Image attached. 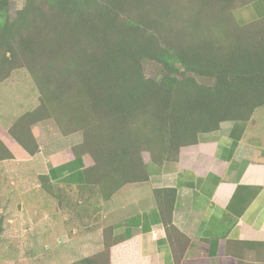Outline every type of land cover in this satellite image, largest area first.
<instances>
[{
  "label": "trees",
  "instance_id": "1",
  "mask_svg": "<svg viewBox=\"0 0 264 264\" xmlns=\"http://www.w3.org/2000/svg\"><path fill=\"white\" fill-rule=\"evenodd\" d=\"M253 1L25 0L12 14V0H0V84L26 71L42 101L12 137L27 148L30 126L50 109L83 131L69 151L94 162L80 187L83 212L94 195L107 200L147 181L149 163L176 161L199 134L264 108V19L243 25L234 15ZM147 61L162 67L159 80L145 76ZM45 179L42 188L61 202L67 191ZM160 204L172 247L186 245L171 224L172 204ZM107 232L100 253L72 264H111Z\"/></svg>",
  "mask_w": 264,
  "mask_h": 264
},
{
  "label": "crops",
  "instance_id": "2",
  "mask_svg": "<svg viewBox=\"0 0 264 264\" xmlns=\"http://www.w3.org/2000/svg\"><path fill=\"white\" fill-rule=\"evenodd\" d=\"M234 15L243 25L264 19V0H254ZM254 117L227 121L217 131L199 134L195 144L180 150L176 161L149 163L145 182L125 185L107 200L94 195L93 207L87 209L89 216L82 218V212L72 211L74 222L84 226V237L90 240L86 245L81 241L80 248L90 253L80 260L103 250L104 231L108 230L115 241L111 264H264V137ZM35 124L30 126L32 139L27 140V148L12 139L11 128L0 131L2 138H9L0 137V146L11 154L0 161V167H5L1 175H17L5 165L16 154L32 160L42 155L43 168L34 169L37 188L44 190L40 182L44 176L72 195L80 192L90 167L87 157L71 156L69 148L66 157L47 158ZM156 191H161L159 200ZM116 200L121 203L118 208L113 207ZM160 200L172 204L171 224L188 239L186 245L172 247ZM74 204L70 202L69 208L73 205L76 210ZM61 208L58 202L63 213ZM118 209L125 215L115 219ZM90 211L98 227H92L95 219L90 218ZM94 234L97 239L92 238Z\"/></svg>",
  "mask_w": 264,
  "mask_h": 264
},
{
  "label": "rangeland",
  "instance_id": "3",
  "mask_svg": "<svg viewBox=\"0 0 264 264\" xmlns=\"http://www.w3.org/2000/svg\"><path fill=\"white\" fill-rule=\"evenodd\" d=\"M24 2L25 0H12V14L21 9ZM143 68L149 79L159 80L162 76V67L155 62L147 61ZM196 79L202 84L213 83L200 77ZM41 104V94L31 75L26 71L15 72L9 80L0 84V131L12 129L24 114L36 111ZM46 113V117L35 119V132L40 136V144L43 145L47 158L59 155L66 157V150L83 142V131L78 127L69 128L67 121L57 118L51 109ZM254 118L261 125L264 137V111H257ZM2 139L9 140L7 135ZM86 157L89 165L93 166V159ZM5 165L17 175L2 176L5 167H0V264H71L88 255L90 252L85 247L80 248L81 241L85 245L90 241L84 237V226L75 223V216H71L72 211L83 212L82 204L88 205L83 201L84 196L80 192L72 195L67 190V194H61L62 200L59 202L50 193L37 188L35 184L38 181L34 172L37 167L44 166L42 155L32 160L25 155L16 154L15 160L7 161ZM45 181L44 176L40 177V182ZM58 202L63 213L58 210ZM70 202L77 204V207L74 204L76 210L72 208L73 205L69 208ZM93 203L94 200L91 201L90 208ZM120 206L121 203L116 200L113 207ZM83 213L89 216L87 211ZM124 215V211L118 209L113 217L122 218ZM90 218L95 219L92 227L100 225L96 224L97 218L91 211ZM92 238L97 239L98 234H94ZM91 245L96 249V242Z\"/></svg>",
  "mask_w": 264,
  "mask_h": 264
}]
</instances>
